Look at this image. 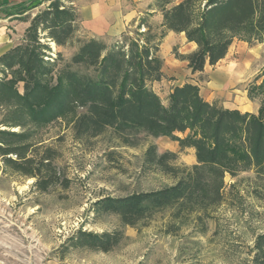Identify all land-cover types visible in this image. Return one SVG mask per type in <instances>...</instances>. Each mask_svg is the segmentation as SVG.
<instances>
[{
    "label": "trees",
    "instance_id": "1",
    "mask_svg": "<svg viewBox=\"0 0 264 264\" xmlns=\"http://www.w3.org/2000/svg\"><path fill=\"white\" fill-rule=\"evenodd\" d=\"M76 1L29 0L2 11L27 20L28 11L49 2L32 18L24 42L0 57V159L47 193L71 186L56 165L58 150L35 139L56 121L65 122L74 139L85 145L108 132L127 147L136 144L139 133L169 137L181 150L193 148L196 164L179 165L176 153L160 154L151 145L145 167L174 183L157 191L106 197L94 203L93 211L116 215L123 226L135 229L168 212L171 227L194 221L205 232L206 222L226 202L228 175L236 178L254 171L264 176V104L257 115L224 108L206 101L200 88L188 83L175 87L165 106L151 87L163 77L161 41L169 32L184 34L197 48L175 57L202 73L207 65L224 60L236 39L264 41V0H154L148 16L159 12L164 32L156 33L141 18L134 37L124 32L110 45L94 36H79ZM49 42L76 51L63 62L61 53L52 57ZM258 88L264 90V81ZM124 239L120 231L80 230L68 246L109 253ZM254 253L251 264H264V235L257 238Z\"/></svg>",
    "mask_w": 264,
    "mask_h": 264
},
{
    "label": "rangeland",
    "instance_id": "2",
    "mask_svg": "<svg viewBox=\"0 0 264 264\" xmlns=\"http://www.w3.org/2000/svg\"><path fill=\"white\" fill-rule=\"evenodd\" d=\"M95 3L104 12L90 20L88 11ZM153 3L78 0L74 5L79 11V36L87 38L99 31L101 36L97 38L110 45L124 32L131 31L134 37L141 18L161 34L162 15L156 12L148 16ZM48 5L45 2L28 11L27 20L12 17L10 25L9 17L1 15L0 57L24 42L32 18ZM49 44L52 57L61 53L63 62L70 61L76 51V47ZM188 44L184 34L173 32L161 41L163 77L151 87L165 106L175 87L189 83L198 86L201 96L210 103L259 114L264 104V90L258 88L264 81V41L249 44L236 39L226 58L215 66L207 65L203 74L194 73L187 63L176 59L175 53L187 55ZM19 89L23 91V84ZM35 139L58 150L56 165L71 186L68 190L57 187L40 192L33 186L34 179L13 172L0 159V264H251L255 242L264 235V176L254 171L242 172L236 178L228 175L226 202L206 222L205 232L194 221L189 226L171 227L174 224L168 212L157 215L148 226L135 229L123 226L116 215L95 214L94 203L106 197L157 191L174 183L145 167L149 146L155 145L160 154L176 153L178 164L187 166L196 164L193 148L181 150L169 137L146 133L136 134L132 147L123 146L110 132L85 145L74 139L71 128L62 120L38 131ZM80 230L94 234L120 231L125 239L109 253L69 248V239Z\"/></svg>",
    "mask_w": 264,
    "mask_h": 264
},
{
    "label": "crops",
    "instance_id": "3",
    "mask_svg": "<svg viewBox=\"0 0 264 264\" xmlns=\"http://www.w3.org/2000/svg\"><path fill=\"white\" fill-rule=\"evenodd\" d=\"M26 1H29V0H0V17L3 14L2 11L9 9V8H12V7L19 5V4L26 2ZM102 12H104V8L101 5H99L98 3L93 4V6L88 11L90 20L98 19L100 16H102ZM105 13H106V11H105ZM11 18L12 17L8 18L7 25L12 24V22L10 21ZM108 21L109 20H108V16H107V24H108ZM27 27H28V25H25V29ZM97 35L101 36V33L98 31L96 34L95 33L93 34L94 37H97ZM195 49H196V45L194 43H189L187 46V51L184 54H189V53L193 52ZM185 63H187V62H185ZM205 70H206V68H205ZM203 73L204 72L199 73V74H203Z\"/></svg>",
    "mask_w": 264,
    "mask_h": 264
}]
</instances>
